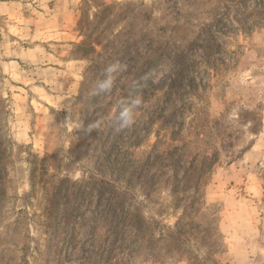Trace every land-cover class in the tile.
Wrapping results in <instances>:
<instances>
[{
    "label": "rangeland",
    "instance_id": "1",
    "mask_svg": "<svg viewBox=\"0 0 264 264\" xmlns=\"http://www.w3.org/2000/svg\"><path fill=\"white\" fill-rule=\"evenodd\" d=\"M0 264H264V0H0Z\"/></svg>",
    "mask_w": 264,
    "mask_h": 264
},
{
    "label": "clouds",
    "instance_id": "2",
    "mask_svg": "<svg viewBox=\"0 0 264 264\" xmlns=\"http://www.w3.org/2000/svg\"><path fill=\"white\" fill-rule=\"evenodd\" d=\"M127 70V65L121 61H115L108 64L103 72V79L99 80L96 85L94 95L110 94L115 85L119 74ZM143 105L142 97L137 95L131 100H121L117 112L113 116L114 127L116 132H122L125 129L131 128L136 119V110ZM96 129L93 126H88V131Z\"/></svg>",
    "mask_w": 264,
    "mask_h": 264
},
{
    "label": "trees",
    "instance_id": "3",
    "mask_svg": "<svg viewBox=\"0 0 264 264\" xmlns=\"http://www.w3.org/2000/svg\"><path fill=\"white\" fill-rule=\"evenodd\" d=\"M130 220H131V218H130ZM132 223H137V220H136L135 218H133V219L131 220V222L129 223V226H130ZM137 224H138V223H137ZM129 228H130V227H129ZM130 231H131V229H130ZM130 235L135 236V235H136V230H135V233H134V234H131V233H130ZM146 236H147V230H145V228L143 229L142 226H141V224H140L139 236L136 237V239H139V241H138V240H134V242H140L141 245L143 246V243H144L145 240H146ZM138 248H139V246H138Z\"/></svg>",
    "mask_w": 264,
    "mask_h": 264
}]
</instances>
